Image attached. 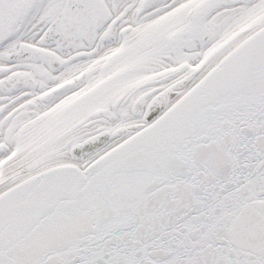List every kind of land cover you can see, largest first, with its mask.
<instances>
[{
  "label": "snow or ice",
  "instance_id": "6c2138e0",
  "mask_svg": "<svg viewBox=\"0 0 264 264\" xmlns=\"http://www.w3.org/2000/svg\"><path fill=\"white\" fill-rule=\"evenodd\" d=\"M0 264H264V0H0Z\"/></svg>",
  "mask_w": 264,
  "mask_h": 264
}]
</instances>
